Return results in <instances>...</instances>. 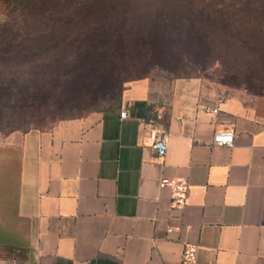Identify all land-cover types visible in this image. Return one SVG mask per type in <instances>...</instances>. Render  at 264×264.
Listing matches in <instances>:
<instances>
[{
  "label": "crops",
  "instance_id": "1",
  "mask_svg": "<svg viewBox=\"0 0 264 264\" xmlns=\"http://www.w3.org/2000/svg\"><path fill=\"white\" fill-rule=\"evenodd\" d=\"M165 177L187 180L183 208ZM186 241L197 264H264V99L151 74L111 109L0 132V264H180Z\"/></svg>",
  "mask_w": 264,
  "mask_h": 264
},
{
  "label": "trees",
  "instance_id": "2",
  "mask_svg": "<svg viewBox=\"0 0 264 264\" xmlns=\"http://www.w3.org/2000/svg\"><path fill=\"white\" fill-rule=\"evenodd\" d=\"M5 2L11 11L20 8L25 15L22 29L9 22L0 32L3 133L18 130L10 119L15 101L25 111L48 99L72 105L108 90L120 103L126 81L120 76L131 51L160 57V63L170 67L165 59L183 50L231 44L237 59H249L254 66L264 63V0H143L141 5L135 0ZM142 8L154 11L150 27L128 28L130 15ZM30 20L33 25H28ZM212 37L220 43L213 44ZM178 42L183 46L177 47ZM117 82L119 92L113 88Z\"/></svg>",
  "mask_w": 264,
  "mask_h": 264
},
{
  "label": "rangeland",
  "instance_id": "3",
  "mask_svg": "<svg viewBox=\"0 0 264 264\" xmlns=\"http://www.w3.org/2000/svg\"><path fill=\"white\" fill-rule=\"evenodd\" d=\"M138 5L143 0H135ZM136 5V4H135ZM24 10L20 8L11 11L7 7L5 0H0V32L3 24L11 23L14 28L22 29L23 23L21 17L25 15ZM135 13V12H134ZM151 14L154 11L140 9L136 14H131V26L138 28L141 26L150 27ZM33 20L28 21V25H33ZM32 27V26H31ZM24 28L25 30L33 28ZM216 37V36H214ZM212 37L213 44L219 39ZM215 41V42H214ZM176 46H183L178 42ZM208 48V49H207ZM200 46L198 48H189L190 50L182 51V54L168 57L165 62L170 66L167 67L160 63L161 58L149 55L137 56L133 51L127 55L124 60L127 68L121 74V80L125 79L122 88L129 79L143 75L167 74L170 76H200L206 85L217 90L222 96L239 95L247 101L264 99V63L262 65H252L249 59H237L234 53V47H223L218 44L210 48ZM164 60V59H162ZM120 79V78H119ZM120 82L114 84V90L120 91ZM122 85V81H121ZM108 90L100 91L92 96L78 101L75 104L53 102L48 99L47 103L42 105L35 104L24 111L23 104L15 101L10 105V116L14 128L26 130L33 127L47 128L60 119L78 117L92 111H104L116 107L119 103Z\"/></svg>",
  "mask_w": 264,
  "mask_h": 264
},
{
  "label": "built area",
  "instance_id": "4",
  "mask_svg": "<svg viewBox=\"0 0 264 264\" xmlns=\"http://www.w3.org/2000/svg\"><path fill=\"white\" fill-rule=\"evenodd\" d=\"M224 100L219 98V102ZM213 112L219 113L222 120L224 115L221 114L219 107H214ZM121 116H127V110L121 111ZM148 137L151 139V147L157 151L160 156L166 154L168 150L169 136L165 130L161 129L157 124L147 123ZM213 142L218 145H232L234 142V133L231 130L216 131L213 135ZM162 186H169L171 188V207L173 209H181L185 206L187 201L188 183L184 178H168L161 180ZM198 244L186 241L183 244L181 262L180 264H197Z\"/></svg>",
  "mask_w": 264,
  "mask_h": 264
}]
</instances>
